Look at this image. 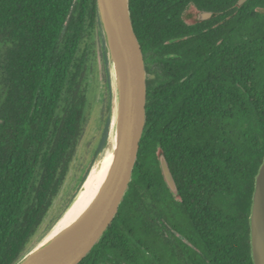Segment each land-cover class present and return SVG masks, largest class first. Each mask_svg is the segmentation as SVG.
<instances>
[{
  "label": "trees",
  "instance_id": "16d2710c",
  "mask_svg": "<svg viewBox=\"0 0 264 264\" xmlns=\"http://www.w3.org/2000/svg\"><path fill=\"white\" fill-rule=\"evenodd\" d=\"M129 7L146 72L154 73L146 123L118 211L78 264H253L264 0H129ZM198 9L211 17L197 20ZM95 40L102 45L95 0H0V264L31 247L71 170ZM160 154L179 197L165 184ZM168 224L183 239H170Z\"/></svg>",
  "mask_w": 264,
  "mask_h": 264
},
{
  "label": "water",
  "instance_id": "95a60500",
  "mask_svg": "<svg viewBox=\"0 0 264 264\" xmlns=\"http://www.w3.org/2000/svg\"><path fill=\"white\" fill-rule=\"evenodd\" d=\"M245 1L238 0V4ZM95 4L110 85V174L95 201L73 221L60 224L84 186L86 174L62 214L13 264H78L110 225L131 181L146 123L144 57L133 29L129 0H95ZM200 14L206 18L212 12L201 11ZM159 165L169 191L179 197L176 181L163 154L159 155ZM249 230L252 262L264 264V159L254 180Z\"/></svg>",
  "mask_w": 264,
  "mask_h": 264
},
{
  "label": "rangeland",
  "instance_id": "374dc122",
  "mask_svg": "<svg viewBox=\"0 0 264 264\" xmlns=\"http://www.w3.org/2000/svg\"><path fill=\"white\" fill-rule=\"evenodd\" d=\"M92 51L93 53L90 59V70L88 74L89 91L84 132L79 141L76 156L72 162L68 177L59 195L54 200L40 229L32 239L30 246L36 243L62 214L79 185L82 183L92 161L94 160L98 140H100L103 135L107 118L110 115V85L104 48L99 41L95 40ZM43 231L44 233H42Z\"/></svg>",
  "mask_w": 264,
  "mask_h": 264
},
{
  "label": "bare ground",
  "instance_id": "6f19581e",
  "mask_svg": "<svg viewBox=\"0 0 264 264\" xmlns=\"http://www.w3.org/2000/svg\"><path fill=\"white\" fill-rule=\"evenodd\" d=\"M104 133H105L104 138L101 141V144L96 151L94 160L92 161L88 169V173H87L88 175H86L87 178L84 183V186L79 190L75 198V201L71 206L72 208L64 216L65 218L61 220L60 224L66 225L67 223L73 221L79 215H81L100 195L109 177L111 165H112V135H111L112 134V120H111V117H109L106 122Z\"/></svg>",
  "mask_w": 264,
  "mask_h": 264
},
{
  "label": "flooded vegetation",
  "instance_id": "af4514ba",
  "mask_svg": "<svg viewBox=\"0 0 264 264\" xmlns=\"http://www.w3.org/2000/svg\"><path fill=\"white\" fill-rule=\"evenodd\" d=\"M201 11H207V10H202V9H198L192 12V15L199 21H204L206 19H209L210 17H203L200 13ZM168 56H175L173 53L168 54ZM154 73H148L147 76L153 77ZM168 230L166 231V235L172 239L175 240L176 237H180L183 239V236L175 229L173 228L170 224H168Z\"/></svg>",
  "mask_w": 264,
  "mask_h": 264
}]
</instances>
